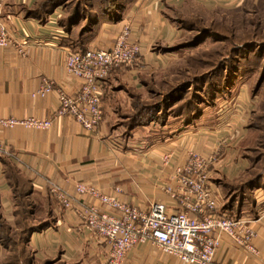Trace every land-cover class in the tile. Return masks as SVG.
I'll use <instances>...</instances> for the list:
<instances>
[{
    "label": "crops",
    "instance_id": "1",
    "mask_svg": "<svg viewBox=\"0 0 264 264\" xmlns=\"http://www.w3.org/2000/svg\"><path fill=\"white\" fill-rule=\"evenodd\" d=\"M36 1L4 0L0 22L14 41L23 45L24 54H19L14 45L0 49V119H51L58 106L55 95L42 99L31 97L43 78L62 86L70 95L78 90V82L64 70L63 56L67 48L61 43L67 34L58 26L60 10L55 9L41 23L28 17ZM176 1L137 0L120 22L103 23L88 44V49L112 47L122 24L128 22L142 49L137 66L116 69L102 86V119L93 133L86 134L67 116L52 118V125L46 130L0 128L3 150L0 153V221L10 226L15 219V191L21 183L12 179L11 169L23 180L30 198L52 203L48 208L52 225L29 237L37 256L58 255L68 262L106 264L109 251L102 239L91 235L48 194L46 180L67 191H71L76 182L92 185L106 194L119 188L118 199L140 210L161 202L167 205L168 211H178L181 207L170 201L163 188L171 185L172 175L183 164L188 151L209 155L218 150L208 176L219 193L220 180L232 181L241 172L244 165L237 158L235 143L220 147L218 141L223 133L215 128L153 138L150 143L140 140L126 148L114 133L115 116L128 106L126 98H131L130 92L138 88L142 77L163 64L164 57L153 51L156 44H169L176 35L164 13L165 6ZM189 133L191 136L187 137ZM168 151L173 152V158L164 166L162 157ZM250 221L256 234L253 242L258 257L237 249L222 236L212 264H264V205ZM125 264L181 263L146 245L131 250Z\"/></svg>",
    "mask_w": 264,
    "mask_h": 264
},
{
    "label": "rangeland",
    "instance_id": "2",
    "mask_svg": "<svg viewBox=\"0 0 264 264\" xmlns=\"http://www.w3.org/2000/svg\"><path fill=\"white\" fill-rule=\"evenodd\" d=\"M81 1L80 10L86 12L114 3L121 9L124 0ZM75 5L77 0L58 6V19ZM164 13L176 35L169 44H156L153 52L164 57L163 64L130 92L128 106L115 116L114 133L124 148L140 140L150 143L160 125L176 124L185 115L197 120L183 132L221 131L220 147L235 143L244 165L236 178L247 172L245 178L254 182L245 215L253 203L259 213L264 205V179L259 182L264 175V0H177ZM173 126L175 131L183 128L181 123ZM243 139L248 141L245 150L239 146ZM7 228L0 230V264H81L58 255L39 257L30 241L24 246L26 233Z\"/></svg>",
    "mask_w": 264,
    "mask_h": 264
},
{
    "label": "built area",
    "instance_id": "3",
    "mask_svg": "<svg viewBox=\"0 0 264 264\" xmlns=\"http://www.w3.org/2000/svg\"><path fill=\"white\" fill-rule=\"evenodd\" d=\"M3 14L4 0H0V18ZM9 45L24 54L23 45L15 42L0 22V49ZM141 52L138 38L125 22L110 48H89L84 53L64 51L65 73L79 85L75 94L70 95L62 86L43 78L31 97L42 99L55 95L58 106L52 118L70 117L89 135L102 119V86L116 69L137 66ZM52 118H3L0 128L46 130L51 127ZM217 153L215 150L204 155L190 150L183 164L175 169L171 185L165 186L163 192L181 207L178 211H168L161 202L140 210L118 199L119 188L106 194L92 185L76 182L67 191L46 180V189L64 211L107 244L106 264H125L131 250L146 245L175 257L181 264H212L222 236L232 246L256 258L259 253L253 242L256 234L251 221L219 213L221 196L208 176ZM172 158L173 152H166L162 164L167 166Z\"/></svg>",
    "mask_w": 264,
    "mask_h": 264
},
{
    "label": "trees",
    "instance_id": "4",
    "mask_svg": "<svg viewBox=\"0 0 264 264\" xmlns=\"http://www.w3.org/2000/svg\"><path fill=\"white\" fill-rule=\"evenodd\" d=\"M61 1L63 0H37L30 9L28 17H33L41 23H44L46 17L50 15L58 6L62 5V3L64 2H69L70 0H66L63 2ZM118 1L119 0L115 2L117 3ZM136 1L137 0H124L123 4H121V9H118V6L115 3L106 9L101 8L94 11L92 8V13V10L82 12L80 10L82 1L77 0L78 5L74 6L75 9H73V12L68 14L64 19H58L57 21L58 26L62 28L63 31L67 34L66 39L61 43L62 46L73 52L84 53L88 49V44L93 40L100 26L103 23L108 24L120 22L122 20V17L135 4ZM181 116L182 115L179 114L178 116H176V118H181ZM179 120L180 121L177 120L176 124L168 123L165 121L157 129L153 137H173L183 132L184 129L186 130V127H189L193 123V121L195 122L197 119H187V115H185L183 119ZM205 121L207 122V120ZM180 123L183 128H180L176 131L173 130L174 128H176L173 125H178ZM246 139H243L239 144L242 150L248 148V141ZM246 174L247 172L241 174L238 178L233 179L232 181H227L224 179L219 181V187L221 190L220 196L222 200L219 213H225L234 219L246 220L247 216L250 217V215H252L253 219L258 216L259 213L255 211L254 203L252 205V209L248 211L250 215H245V213H247V210L245 208L247 202L246 195H248L250 187L254 185V182L250 180L249 177L245 178ZM10 175H12V179H16L21 183L20 187L15 191L16 210L14 211L15 219L13 222V228L15 229L14 232L16 231L19 233H26L24 246L27 247L29 237L32 233L38 231L41 232L42 230H45L52 225L50 215L51 210L48 209L52 206V203L50 201L48 202L46 199H43V202L40 203V201H37V199L30 198L28 193L29 191L25 187L23 180L17 177L12 169L10 170ZM263 179L264 175L260 174L259 182L262 183ZM253 189L254 188H251V191ZM43 212L45 217L41 216ZM7 226L9 225L4 224L2 221H0L1 231L5 230Z\"/></svg>",
    "mask_w": 264,
    "mask_h": 264
}]
</instances>
